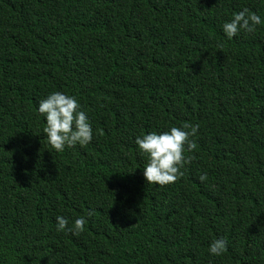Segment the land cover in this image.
<instances>
[{"label": "trees", "instance_id": "1", "mask_svg": "<svg viewBox=\"0 0 264 264\" xmlns=\"http://www.w3.org/2000/svg\"><path fill=\"white\" fill-rule=\"evenodd\" d=\"M244 8L262 22L229 39ZM53 91L88 145L47 142ZM185 122L194 159L148 184L136 137ZM0 264H264V0H0Z\"/></svg>", "mask_w": 264, "mask_h": 264}, {"label": "clouds", "instance_id": "2", "mask_svg": "<svg viewBox=\"0 0 264 264\" xmlns=\"http://www.w3.org/2000/svg\"><path fill=\"white\" fill-rule=\"evenodd\" d=\"M261 17L248 8L237 12L222 25L223 33L229 38L236 36L241 30L254 33L261 24ZM39 113L45 117L46 126L43 133L47 142L56 152H63L65 147L86 146L93 138V129L87 114L81 110L75 96L60 91H53L38 103ZM199 125L185 122L182 126H172L168 131L149 132L137 136L135 144L139 151L147 157L143 167V176L148 184L168 185L175 183L183 176L181 169L191 163L193 156H186L185 151L193 152L197 145L191 137L198 134ZM201 182L207 180V173L199 176ZM93 210L87 216L91 217ZM57 231H69L78 236L84 230L85 217L75 219L69 226L67 217L56 216ZM227 249V240L214 239L209 245V252L214 256L222 255Z\"/></svg>", "mask_w": 264, "mask_h": 264}]
</instances>
